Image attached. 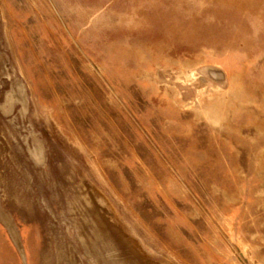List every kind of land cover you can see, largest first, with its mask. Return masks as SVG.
I'll return each mask as SVG.
<instances>
[{"label":"rangeland","instance_id":"1","mask_svg":"<svg viewBox=\"0 0 264 264\" xmlns=\"http://www.w3.org/2000/svg\"><path fill=\"white\" fill-rule=\"evenodd\" d=\"M0 264H264V0H0Z\"/></svg>","mask_w":264,"mask_h":264}]
</instances>
